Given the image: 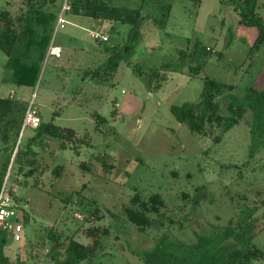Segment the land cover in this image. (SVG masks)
Masks as SVG:
<instances>
[{
  "label": "rangeland",
  "instance_id": "rangeland-1",
  "mask_svg": "<svg viewBox=\"0 0 264 264\" xmlns=\"http://www.w3.org/2000/svg\"><path fill=\"white\" fill-rule=\"evenodd\" d=\"M108 1L115 7L131 8L136 3ZM23 2L0 0V7L16 15ZM257 13L264 21V0H258ZM144 14L141 40L128 60H118L115 55L124 48L128 25L106 24L105 28L99 21L76 20L65 14L66 23L56 32L53 27L49 42V46L51 42L59 46L62 55L51 56L47 49L34 87H16L4 81L8 78V58L0 50V97L15 93L28 106L33 103L43 123L71 129L86 141L78 156L69 148L59 149L58 141H49V151H38L34 157V177L25 180L14 170L12 178L5 179V193L11 191L20 199L18 203L8 194L10 202L21 207L18 217L26 213L29 220L23 225L22 241H12L5 249L11 261L19 258L28 264H49L45 253L50 230L78 233L74 239L90 246L92 240L81 231L96 224L93 217L85 220L95 206L101 212L110 210L120 222L104 215L100 225L110 227L109 236L101 237L94 256L79 264H142L133 251L150 250L162 235L192 244L198 236L224 227L240 207L257 206L258 216L264 211V147L249 158L251 112L247 111L217 143L192 135L170 112L172 106L197 102L205 78L234 85L237 95L247 87L264 91V44L251 49L257 29L240 25L228 0H201L199 5L195 0H147ZM97 27L102 33L107 31V42L90 37ZM197 40L211 49L210 57L199 62V73L190 76L187 66L168 72L159 89H154L153 83L149 90L147 70L175 62L178 50L194 47ZM114 64L118 65L115 70ZM135 66L144 70L142 78L133 74ZM84 72H89L85 80ZM221 102L224 107L225 101ZM94 113L105 122L99 123ZM32 132L30 128L24 131L20 149ZM82 162L91 165L90 172L78 167ZM102 163L112 168L104 171ZM57 165L63 166L64 172L53 180L51 170ZM202 186L211 192L212 202L210 196L196 209L182 204L181 193L192 196ZM78 191L83 207L73 201L64 207L62 200H75ZM135 193L160 194L168 214L182 221V227L139 233L124 223L121 207ZM257 231L255 244L264 252V218L257 223ZM253 264H264V258Z\"/></svg>",
  "mask_w": 264,
  "mask_h": 264
},
{
  "label": "trees",
  "instance_id": "trees-1",
  "mask_svg": "<svg viewBox=\"0 0 264 264\" xmlns=\"http://www.w3.org/2000/svg\"><path fill=\"white\" fill-rule=\"evenodd\" d=\"M195 1L197 5L201 2V0ZM108 2V0H70V11L67 16L74 15L86 20L106 21L113 25L117 23L128 25L130 30L127 33L124 48L119 54H115L118 55V60H128L135 54V48L141 40V26L147 17L144 14L147 0H136L134 7L131 8L115 7ZM228 2L238 14L240 25L252 27L258 31L251 49L263 45L264 21L257 13L258 0H228ZM61 4L62 0H24L22 11L16 15H13L6 7H0V50L8 58L5 65L8 78L4 80L5 82L16 87L36 85L40 63L47 52ZM210 54L211 49L203 46L198 40L192 48L187 45L186 49L178 50L175 62L166 63L158 69L147 70L145 74L147 88L153 89L152 84L156 83L154 89H159L167 80L168 72H179L186 66L190 76L197 75L201 68L199 62L206 61ZM194 64L196 65L193 66ZM116 66L118 67L117 64L113 65L114 70L117 69ZM143 71L140 66H135L133 74L142 78ZM88 74L89 72H84V80ZM236 92L234 85L205 78L203 90L197 102L172 106L170 112L175 121L192 135L209 138L217 143L226 132L238 124L247 111H250L252 123L249 130V158H252L256 149L264 147V91L247 87L240 95ZM222 100L225 101L224 107ZM27 106V103L15 96L13 92L7 97H0V192L4 189L5 179L8 181L12 178L14 170L19 175H24L25 180L35 176L37 167L34 157L38 151L42 153L49 151V141H58L59 149L69 148L77 156L79 147L86 143L85 140L77 138L76 132L71 129H62L52 123L41 121L39 127L33 130L32 135L27 137L20 149L21 144L18 143V139ZM94 117L99 123L105 122V119L97 113H94ZM102 165L104 171L112 168V165L105 163ZM78 167L82 171H91V165L84 162ZM63 172V166H55L51 170L53 180L60 179ZM38 181L34 186H37ZM25 183L27 185V182ZM84 187L82 185V189ZM9 193L13 200L20 202V199L16 198L11 191ZM76 193L75 200L71 197L62 200L64 207L71 201L75 202L77 207H83L81 193L79 191ZM193 193L192 196L181 193L183 205L189 204L192 209H196L201 202H207L210 196L211 202L213 200L206 186L196 188ZM14 204L17 206L16 203ZM261 206H264V200H261ZM259 209L257 206L240 207L236 217L230 218L224 227L218 228L211 235L198 236L195 243L186 244L162 235L154 241V246L150 250L133 251V253L142 264H253L259 262L264 258V252L255 244L259 235L257 223L264 218V211L258 216ZM20 210L21 207L17 206V211ZM103 212L98 206L88 210L85 220L88 221L93 217L96 224L86 226L81 232L92 240L90 246H84L74 239L78 233L66 234L50 230L48 233L50 246L45 253L49 264H79L90 260L100 247V238L110 234L109 226L100 225L104 215L107 214L115 218L117 223L120 222L110 210ZM100 213L102 214L99 215ZM120 213L123 222L131 224L139 233L147 230L159 231L166 226L182 227V221L173 219L168 214V205L160 194L144 196L135 193L127 204L122 205ZM18 221L25 226L29 222L28 215L23 213V217L18 218ZM11 243L10 232L0 227V264H28L27 261L19 258L15 261L9 259L5 249Z\"/></svg>",
  "mask_w": 264,
  "mask_h": 264
},
{
  "label": "built area",
  "instance_id": "built-area-1",
  "mask_svg": "<svg viewBox=\"0 0 264 264\" xmlns=\"http://www.w3.org/2000/svg\"><path fill=\"white\" fill-rule=\"evenodd\" d=\"M69 2V0H62V4L57 14V20L54 26L55 32L58 28H62L64 23H66L64 16L70 11ZM90 37L98 42L108 41V36L102 33L100 30L91 31ZM48 54L59 57L60 49L57 46L52 45L51 42L48 48ZM40 123L41 120L37 114V111L34 108L33 103L30 102L23 117L18 143L20 142L21 136L27 128L34 130L39 127ZM18 218L17 206L13 202H10L8 193H5V190L2 189L0 192V227L7 229L10 232L13 242H20L23 239L21 235L23 231V225L18 221Z\"/></svg>",
  "mask_w": 264,
  "mask_h": 264
},
{
  "label": "crops",
  "instance_id": "crops-1",
  "mask_svg": "<svg viewBox=\"0 0 264 264\" xmlns=\"http://www.w3.org/2000/svg\"><path fill=\"white\" fill-rule=\"evenodd\" d=\"M145 10V9H144ZM71 17H73V18H75L76 20H81L82 19V17H80V16H74V15H71ZM84 20H86L85 18H83ZM100 24H102V25H105V28L106 27H108V25L109 24H112V23H110V22H106V21H103V22H100ZM106 24H108V25H106ZM99 26H101V25H99ZM95 30H101L100 29V27H97ZM107 33V31L106 32H104V34H106ZM107 35V34H106ZM108 36V35H107ZM110 39V38H109ZM99 44V43H98ZM59 49H60V47L59 46H57ZM61 55H62V50H60V56L59 57H61ZM55 57V56H54Z\"/></svg>",
  "mask_w": 264,
  "mask_h": 264
},
{
  "label": "water",
  "instance_id": "water-1",
  "mask_svg": "<svg viewBox=\"0 0 264 264\" xmlns=\"http://www.w3.org/2000/svg\"><path fill=\"white\" fill-rule=\"evenodd\" d=\"M14 155V154H13Z\"/></svg>",
  "mask_w": 264,
  "mask_h": 264
}]
</instances>
